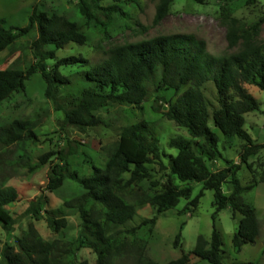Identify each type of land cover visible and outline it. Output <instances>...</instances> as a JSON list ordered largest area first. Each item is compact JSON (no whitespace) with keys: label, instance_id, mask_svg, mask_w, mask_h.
<instances>
[{"label":"trees","instance_id":"16d2710c","mask_svg":"<svg viewBox=\"0 0 264 264\" xmlns=\"http://www.w3.org/2000/svg\"><path fill=\"white\" fill-rule=\"evenodd\" d=\"M173 1L156 0L154 25L167 16ZM220 1V16L228 23V47L233 48L244 40L237 51L223 56L210 54L205 42L194 35L172 34L114 46L95 63L81 56L56 60L55 52L69 43L93 47L131 29L136 23L130 12L139 7L137 0H76L69 9L38 4L30 7L27 24L19 28H6L5 20L0 19V52L19 40H27L36 60L24 71L0 70V109L18 96L24 97L26 82L35 74L40 75L45 101V106L37 108L31 117L0 124V150L17 147L16 164L21 163L22 172L27 176L49 165L45 185L48 191L58 193L66 180L72 182V195L45 219L48 228L59 233V237L44 240L29 225L21 238H15L14 247L5 244L0 249V264H87L77 260L76 246L91 250L96 257L95 264H120L126 258L133 264H158L146 256L148 235L138 234L144 226L151 232L155 217L143 221L141 227H119L133 218L139 206L150 205L157 214H162L184 199L188 201L185 210L194 208L205 190L213 192L210 238L198 236L192 251L165 264H191L192 256L208 264H223L224 252L215 220L226 207L230 208L232 218L240 217L232 237L233 251L239 253L244 245L254 244L260 223L256 209L242 196L256 184L242 185L238 172L243 165L250 169L249 158L264 151V144L255 143L243 128L244 115L258 110L256 100L245 85L264 93V42L251 41L246 35L253 36L264 19L246 26L232 16L258 0ZM47 61L54 62L51 69L46 66ZM70 66L81 70L72 75L58 71L60 67ZM206 82L213 83L218 104L211 113L213 127L226 144L234 140L242 142L238 162L225 158L218 147V135L208 126L210 114L201 90ZM148 98L153 99L151 108L161 118L125 126L109 148L105 166L91 165L89 175L80 177L70 172L68 159L62 152L36 155V124L47 111L46 104L62 113L63 126L84 132L90 127L111 126V121L99 114L102 109L140 107ZM162 119L186 132L187 137L179 135L166 140V145L176 150L175 155H166L160 149ZM53 155L57 157L55 164L51 163ZM218 160L224 166L212 170L209 164ZM150 164L166 171L161 191L152 196L142 187L146 180L151 188L157 186L147 169ZM193 183L201 186L194 198ZM224 185L228 186L227 194L223 192ZM17 200L15 188L0 184V223L8 236L16 220L6 206ZM44 205L39 196L25 213L37 219ZM70 213H77L81 222L76 238L65 235L66 217ZM180 245L178 233L173 247ZM249 264H260V260Z\"/></svg>","mask_w":264,"mask_h":264},{"label":"rangeland","instance_id":"374dc122","mask_svg":"<svg viewBox=\"0 0 264 264\" xmlns=\"http://www.w3.org/2000/svg\"><path fill=\"white\" fill-rule=\"evenodd\" d=\"M139 7L131 10L132 21L136 24L131 29L94 45L93 47L79 46L69 43L64 48L55 52L56 60L66 57H83L90 63L100 61L105 56L108 49L133 43L145 39H150L160 35L191 34L197 39L205 42L206 50L214 56L231 54L239 49L244 40L238 41L237 45L229 48L226 41V29L228 23L220 16V0H205L203 4H197L194 0H175L171 3L167 16L157 25L153 24L156 0H137ZM76 0H0V19L5 20V27H24L28 22L32 6L43 4L45 7L58 5L66 9L71 8ZM246 26L252 25L260 19H264V0H258L255 4L239 9L232 15ZM253 33V32H252ZM247 34V39L255 42H264V21L253 33ZM36 63L32 52L29 49V41L19 40L4 51L0 52V70L13 68L24 71L26 67ZM53 61H47L46 66L51 69ZM81 69L78 66L60 67L58 71L63 75H72ZM247 91L253 96L258 104V110L244 115V130L258 144H264V93L258 88L245 85ZM42 81L39 74H35L26 82L25 96H18L14 102L5 105L0 109V124L6 123L22 117H31L37 108L45 106L42 96ZM206 99L210 119L208 126L219 137L218 147L226 159L238 162V152L242 145L239 140L226 142L220 132L213 127L211 113L218 108L215 88L212 82H206L201 88ZM153 99H146L140 107L112 106L102 109L99 114L111 121L110 127H90L84 132H80L73 127L63 126L62 113L54 111L52 105L46 104L47 111L41 114L37 121L36 131L38 142L36 155L45 153L62 152L68 159L70 172H75L78 176H87L91 173V165L104 167L107 161L109 148L118 139L121 130L130 124L141 120H157L161 118L159 113L152 110ZM160 149L166 155L176 154V150L170 149L166 145V140L175 137H187L184 129L175 126L165 119L161 121L160 128ZM9 149V150H4ZM17 147L2 148L0 150V184L11 186L18 193V200L6 206L11 216L16 220L13 232L7 235L0 223V249L5 245L14 247L15 238H21L29 225H33L38 234L47 241H52L59 237V233H53L47 226L46 216L51 211L62 206L64 200L72 195V182L66 180L62 189L58 193L48 191L45 187L47 183L46 165L39 172L33 175L24 174L22 166L17 165L19 160L15 153ZM53 164L57 162L56 155L51 158ZM165 162V159L162 158ZM248 162L251 168L244 165L238 172V178L242 185H249L255 182L256 186L242 197L256 209L257 218L260 223V233L254 244L244 245L239 253L232 249V237L238 225L239 216L232 218L231 210L226 207L220 211L215 220V227L220 234L221 249L224 252L223 264H249L258 262L264 264V151L250 157ZM224 166L221 160L212 162L209 167L218 170ZM22 167V168H21ZM151 175V181L157 186L151 188L149 181H143L142 187L150 196L161 191L166 180V171L160 169L157 164L147 165ZM177 183V182H176ZM181 186L180 183H177ZM194 198L201 186L192 184ZM223 192L228 193V186H223ZM45 201L42 212L37 219L26 214V209L32 201L38 197ZM188 201L180 199L176 207L167 210L162 214H157L150 205L139 206L135 210L133 218L120 226V229H130L141 227L143 221L156 218L155 226L151 232L144 226L138 230L140 235H148V245L146 256L158 264H165L170 260H175L182 253L192 251L198 236H203L206 240L210 238L212 232L213 192L203 191L196 207L185 210ZM68 230L65 235L76 238L80 231V218L77 213H70L66 217ZM180 233L181 245L174 248L175 236ZM76 258L80 262L95 264L96 257L89 249L75 247ZM191 264H208L195 257L190 258ZM120 264H133L129 258L120 261Z\"/></svg>","mask_w":264,"mask_h":264}]
</instances>
